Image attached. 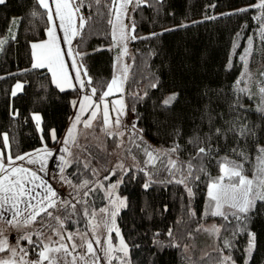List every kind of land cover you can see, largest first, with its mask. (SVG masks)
<instances>
[{
  "label": "trees",
  "instance_id": "trees-1",
  "mask_svg": "<svg viewBox=\"0 0 264 264\" xmlns=\"http://www.w3.org/2000/svg\"><path fill=\"white\" fill-rule=\"evenodd\" d=\"M143 1L137 4L133 0L129 7L132 35L137 38L128 42V66L121 92L125 124L131 119L135 128L127 123L124 135L114 139L101 133L100 120L88 131L80 129L79 146L73 144L75 157L64 175L73 187L85 179L91 182L87 190L103 185L84 197L96 210L106 202L107 186L121 179L118 192L127 198V208L120 211L116 222L128 245L129 264H218L223 256L231 257L229 264H264V203L257 204L243 227L234 219L211 216L207 197V184L218 175L222 158L239 162L232 150H244L249 155L245 174L252 177L255 149L264 145V112L258 110L264 107L258 83L260 73H264V42L260 38L261 21L253 19L261 16V10L238 11L259 0ZM109 3L110 0H100L99 4L83 0L78 15L86 18V26L70 44L71 50L79 53L77 63L88 73L82 92L91 94V87H96L95 102L113 74L114 52L105 47L112 37ZM47 27L46 11L36 0H5L0 4V40L7 41L0 49V134L7 133L10 144L5 149L0 136V151L5 157L9 152L14 157L45 145L57 146L72 114V102L79 94L77 89H58L47 69L32 68L31 45L45 38ZM249 38L253 46L248 58L250 78L243 77L237 86L235 82L244 71L240 57ZM16 82H21L23 88L13 96ZM237 87L246 88L248 93H239ZM171 93L178 96L166 110L162 101ZM36 113L41 117L40 129L33 119ZM245 126L249 134L237 136ZM233 127L237 132L228 131ZM217 128L222 129L219 137L214 136ZM53 130L56 141L51 138ZM206 134L214 137L208 142L212 155L205 159L206 174L186 182L193 193L189 196L185 184L176 183L186 173L165 170L168 158L163 153L178 143L181 151L172 158L187 161L195 153L189 139L194 135L204 138ZM146 146L160 150L163 163L159 160L156 167L146 165ZM118 149L137 159L140 167L114 169L115 174L108 175L111 154ZM86 162L88 169L84 168ZM101 171L102 178H96ZM105 175L109 178L104 179ZM100 178L101 183H97ZM145 183H150L148 189ZM81 208L77 205L78 210ZM72 219L79 223L66 222L68 230L85 228L87 221L82 212ZM52 223L55 226L56 222ZM210 223L220 226L219 235L197 231ZM249 232L256 236L250 255ZM225 240L231 247H224ZM21 243L27 245L26 241ZM113 264L118 262L113 260Z\"/></svg>",
  "mask_w": 264,
  "mask_h": 264
},
{
  "label": "snow or ice",
  "instance_id": "snow-or-ice-1",
  "mask_svg": "<svg viewBox=\"0 0 264 264\" xmlns=\"http://www.w3.org/2000/svg\"><path fill=\"white\" fill-rule=\"evenodd\" d=\"M142 2L143 0H136L137 4ZM4 3L5 0H0V4ZM36 3L46 11L48 22L53 26L46 30L47 40L31 45L32 68H47L52 75V83L63 91L65 86L72 87L70 83V79L72 78L69 77L63 60L64 53L59 46L54 21L59 20V28L64 33L63 42L70 45L72 39L78 36L80 30L86 26V18L78 15L80 7L83 5V0H51V4L50 0H36ZM96 3L99 4L100 0H96ZM132 3L133 0H110L108 4V13L112 17L108 19V24L112 27V39L114 42H126L129 39L135 40L137 38L129 34L127 31L128 25H125L122 20V17L127 15L128 7ZM51 5L55 6L54 11ZM251 8L261 10V16L253 17V19L261 21L260 38L264 42V0H259L257 4L249 5L238 11L247 12ZM33 15L35 16L36 13L34 12ZM228 15L231 14L229 13ZM210 19H215V17H210ZM181 27H186V25H181ZM131 30L134 31V25ZM12 38L15 39V36ZM5 43H7L6 40H0V49H2ZM235 47L236 45L234 44ZM252 51V40L249 38V45L240 57L243 62L244 71L241 73V78L235 82L237 86L242 82L243 77L249 76L250 78L248 58L252 55ZM126 54L127 49L125 46L122 55ZM68 55H72L71 51L68 52ZM76 55H79V53H76ZM119 59L120 57H117V61ZM72 67L76 72L74 79L81 88H84L85 81L81 79L80 71L84 66L82 64L77 65L73 61ZM229 67H231V64H229ZM126 72L127 69L125 68V79ZM83 74L86 77L88 76L86 69ZM260 76L262 79L258 81L261 85L259 92L262 101H264V73H260ZM91 84V77H88V86L91 87ZM152 87L155 88L156 84H153ZM22 88L23 85L17 83L12 91V95L16 96L17 92L22 90ZM99 91L102 92L99 102L92 100V97L96 96L98 92L96 87H91V95H85L79 102V111L62 142L65 146L69 144V141L77 144L76 125L81 122V115L89 109L92 110L91 115L83 121V127L85 129L93 127V121L98 119V115L101 112V105H103V109L99 126L100 131L109 139H114L117 135H124L123 132L119 131L122 127L120 117L125 115L123 100L119 99L112 102L111 112L115 113V119H113L110 116L109 104L105 99L116 92L123 91L121 77L114 75L112 80L107 83L106 90L101 87ZM236 91L241 94L248 93L246 88L237 87ZM177 96V93L169 94L163 99L162 107L166 110L169 109L176 101ZM72 103L75 106L77 101H73ZM258 110L264 112V107ZM33 119L37 122V128L40 129L41 117L34 114ZM113 128L117 131H113ZM132 128H135V122H133ZM228 131L237 132L235 127L228 129ZM221 132L222 129L217 128L214 136L219 137ZM248 134L246 126L241 127L237 132V136L239 137H245ZM0 136L3 139V147L5 149L10 148L8 134L3 133ZM51 138L53 141H56L55 130L52 131ZM212 138L214 137L209 134H206L204 138H201L199 135H194L193 138H190L188 144L195 149V153L187 161L172 158L173 154H179L181 151V146L178 143L163 153L164 157L168 158L165 170L170 172L180 171L182 174L186 173L182 179L176 180V183L185 184L189 196H192L193 193L186 182L191 179L199 180V174H206L204 163L205 159L212 155V148L208 143ZM41 140H43V137H41ZM77 146L79 145L77 144ZM117 147H120V145L117 144ZM59 151L67 153L68 148L62 147ZM232 151L240 160L238 162L237 160L224 157L219 162V175L207 184L208 205L211 216L222 217L225 221L234 219L240 225L246 227V221L249 219L250 214L257 209V204L264 203V145H258L255 149V164L251 178L245 174V162L249 159L248 153L244 150L237 151L235 148ZM144 153L148 158L145 161L147 165L155 166L157 160L163 163V159L159 154L160 150H151L146 146ZM49 157H53V151L49 150L47 145L41 149H35L33 152H26L14 157L10 152L5 157V153L0 151V221L7 223L10 227L17 230L14 244H10L8 237L3 231H0V254H3L0 255V264H61V261L63 264H77L78 261L80 264H89V259H91V264H101L100 256L93 247L92 241L87 238V233H81L79 228L75 232H72L66 227V222L69 221L79 223V221L73 220L72 217L79 215L81 212L87 221L88 231L92 233L96 246L102 247L106 264H113V260H116L118 264H127L125 258L129 254L128 245L121 235L120 229L116 226V218L120 211L127 208V198H121L114 194V190L118 187V184L110 185V190L107 193L109 205L101 207L98 210L89 205L88 200L84 199V197H89L90 193L95 192L98 188H103L102 184L88 188L83 193V197L79 199L73 197L76 203L63 200L58 196L57 191L51 184L38 175V172L47 174ZM18 161L22 163L17 164ZM59 161L58 167L61 182L71 184V181L67 180L63 175L65 168L71 162L66 160L64 156H60ZM36 164L39 165L38 170L25 166ZM118 166L123 168L122 164ZM84 168L88 169L89 163L86 162ZM106 171L115 174L113 169H107ZM92 172L96 174V169H92ZM52 178L55 179V175ZM108 178V176L104 177V179ZM90 183L89 180L85 179L75 187L79 191L80 188H87ZM149 187L150 183L144 184L145 189ZM77 205H82V208L78 210ZM100 214H103L105 218L104 226L107 232L103 245H101V240L96 234L97 229L100 227V223L97 220V216ZM192 215H195V213H192ZM52 221L56 222V226L53 225ZM29 228L32 231L24 230ZM45 229L50 232V235H47L46 239ZM201 230L217 235L220 232V229L215 225L211 228L197 229V231ZM113 232H115L116 237L119 239L118 245L113 243ZM168 235H172L171 230H169ZM33 236L36 237L35 240H33ZM248 236L247 252L250 255L256 246V236L251 232L248 233ZM77 238H79L80 243L76 242ZM22 241H26L28 246H32L31 251H35L37 255L36 260L27 259L30 249L22 244ZM224 247H231L230 241L225 240ZM77 249H82L83 251L78 252ZM115 253H122L123 255L115 256ZM230 261V256H223L218 261V264H229ZM231 264H234V262H231Z\"/></svg>",
  "mask_w": 264,
  "mask_h": 264
},
{
  "label": "rangeland",
  "instance_id": "rangeland-1",
  "mask_svg": "<svg viewBox=\"0 0 264 264\" xmlns=\"http://www.w3.org/2000/svg\"><path fill=\"white\" fill-rule=\"evenodd\" d=\"M129 7H130V5H129ZM129 7H128L127 15L125 17H122V20H123V23L125 25H128L127 31L129 32L130 35H132V30H131L132 29V24H131V22L129 20ZM111 36H112V29H111ZM129 40H127L126 42H119V43H117V42H114L113 39H112V37H111V42L105 46L106 48L112 49V51L114 52V54H113V61L114 62H113V74H112V78H113L114 75L120 76L121 77V87H123V81H124V76H125L124 69L125 68L127 69V66H128V63H127L126 58H127L128 54H129V44H128ZM114 44H115V46H114ZM125 46H126V49H127V54L126 55H122V52H123ZM69 57H71L73 59V61L76 62L77 65H80L79 63H77L76 54L74 52ZM117 57H120L119 61H117ZM81 70L84 73V69L81 68ZM112 78H111V80H112ZM17 83H21V82H16L14 84L13 88H12V91H13V89H14V87H15V85ZM105 99H106L107 103L109 104L110 116H112V118L115 119V113L111 112L112 102L115 101V100H119V99H122L123 100L122 94H121V92H116L113 95H110V96H108ZM97 102H99V100ZM123 105H124V102H123ZM102 109H103V105H101V112L99 113L98 119H97V120H100V121H101V118H102ZM91 111L88 114V116L86 118H84V120H86V119L89 118V116L91 115ZM35 115H39V114L36 113ZM120 119L122 121V127L119 129L120 132H122V129H123L124 125H126L127 123L130 124L131 126L133 124V122L131 121V119H129L128 122L125 124V115H122L120 117ZM35 123H36V126H37V122L36 121H35ZM93 123H94V121H93ZM82 126H83V122H82ZM113 131H117V130L115 128H113ZM101 133H100V135H101ZM91 135H93V133ZM102 137L103 136H99L98 139H102ZM74 157H75V155L73 154L71 156V158H69V161H72ZM111 159H112V161L110 163L111 164L110 169H113V170L114 169H117V170H127L130 167H140L137 159H135L134 157L129 156V155H124L123 152H120V149L115 150L114 152H112ZM120 164L123 165V168H121V167L118 166ZM158 164H159V160H157L155 162V166H152V165H149V166L156 167ZM102 173H103V171H101V174L98 173L96 175V178L98 176H100L102 178ZM110 174H112V173L111 172H108V175H110ZM53 175H55V174H52L51 176L53 177ZM218 175H219V173H218ZM105 176H107V175H105ZM101 178H100V180H97L96 182L97 183H101ZM249 178H251V177H249ZM120 180L121 179L118 178L117 180H114L110 185H112V184H119ZM64 185L65 186H60L59 187V189H58V196L60 198H62L63 200H68L70 202H76V200L73 199V197H76L77 199H79V198L83 197V193L85 191H87V188H80L79 191H78L75 187L72 186V183L71 184L64 183ZM110 185H108L107 188L105 189L106 202H105L104 206H102V207H106V206L109 205V200L107 198V193L110 190ZM114 194L117 195V196H119V197H121V198H124V196L118 192V187L114 190ZM104 219L105 218H104L103 214H100V215L97 216V220L100 223V227H99V229H97L96 234H97V236H99V238L101 240V245H103V241H104V239H105V237L107 235L106 228L104 226ZM213 225H215L216 227H218L220 229V226L217 225L216 223H210V224H208L207 225V228H211ZM55 226H56V224H55ZM116 226H117V222H116ZM77 228H79V230H80L81 233H85V232L87 233V238L92 241L93 247L95 248L97 254L100 256L101 264H106L105 258L103 256L102 247H97L96 246L95 240L92 238V233L90 231H88V225L86 224V226H85L84 229H81L80 227H77ZM77 228L74 231H72V232H75L77 230ZM10 230L11 229L8 228L7 230L4 231V233L8 237L10 244H14L15 243L14 237L17 235V230L15 228H12V231L13 232H11V234H10ZM24 230L25 231H32L31 228L24 229ZM69 231H71V230H69ZM212 234H215V233H212ZM47 235H50V232H47L46 233L45 239L47 238ZM112 237H113V243L116 244V245H118L119 239L116 237L115 232L112 233ZM54 239H56V238L54 237ZM34 240H35V238H34ZM76 242L77 243H80L79 238H77ZM27 247H29V249H30V254L27 257V259H29V260H36L37 259V255H36L35 251H31L32 246H27ZM77 251L78 252H81L83 250L82 249H77ZM0 255H3V254H0ZM114 255L115 256H122L123 254L122 253H115ZM127 258H125V259H127ZM61 264H63L62 261H61ZM77 264H80V262L78 261ZM89 264H91V259H89ZM127 264H129V263H127Z\"/></svg>",
  "mask_w": 264,
  "mask_h": 264
},
{
  "label": "crops",
  "instance_id": "crops-1",
  "mask_svg": "<svg viewBox=\"0 0 264 264\" xmlns=\"http://www.w3.org/2000/svg\"><path fill=\"white\" fill-rule=\"evenodd\" d=\"M50 4H51V0H50ZM51 6H52L53 11H54V7L55 6L54 5H51ZM59 23H60L59 20H55L54 21V24L56 25V35L58 37L59 46H60L62 52L64 53L63 60H64V63H65V66H66L68 75H69L70 78H72V79H70V83H71L72 87L65 86L64 90H66V89H77L79 91V94L74 99V101H77V103H76L75 106L72 104V106H73L72 114H71L70 119H69V121L67 123V126L65 128V131H64L62 137L59 140L58 145L56 147H54V148H48L49 150L53 151V157H49V159H48L47 174L38 172V175H40L44 179H46L48 181V183H50L51 186L57 191V193H58V189H59L60 186H65L64 183L61 182V180H60L59 167H58V165L60 164L59 157L60 156H64L65 159L69 161V158H71V156L73 155L72 147H73V144L74 143H72L71 141H69V144L67 146H65L62 142L65 139V136H66V133H67L68 128L72 125V123H73V121H74V119H75V117L77 115V112L79 111V107H80L79 102L83 99V97L85 95H91L90 93H84V92H82L81 86L74 79V77L76 75V72H75V70L72 67V65H73V59L71 57H69L70 55H68V52L69 51H71V53H73V51L71 50V47H70L69 44H65L63 42L64 33L59 28ZM52 26L53 25L52 24H49V22H48L47 29L49 27H52ZM47 39H48L47 32H45V38L43 40H41V41L34 42V43H40V42L45 41ZM31 55H32V48H31ZM32 62H33V60H32ZM45 69H47V68H45ZM47 71H48V69H47ZM80 71H81V79H83L84 81H87V78H86V76H84L83 71L81 69H80ZM49 74H50V77H51V80H52V75H51L50 72H49ZM58 89H60V88H58ZM92 100L94 101L93 97H92ZM90 111H91V109H89L88 111L84 112L81 115V122L80 123H77V125H76L77 135H78L80 129L81 130H85V131H88L89 130V129H85L82 126V122H83L84 118H86L88 116V114L90 113ZM122 131H123V129H122ZM62 147H67L68 148V152L65 153V152L59 151ZM20 163H22V162H19V161L17 162V164H20ZM25 166L26 167H29V168H32L33 170H38V168H39V165L38 164H36V165H25ZM52 174H55V179H52V176H51ZM63 175H64V173H63ZM64 177H65V175H64ZM8 228L11 229L10 230V234H11V232H13L12 231V228L13 227H10L7 223H5L3 221H0V231H3L4 232Z\"/></svg>",
  "mask_w": 264,
  "mask_h": 264
}]
</instances>
